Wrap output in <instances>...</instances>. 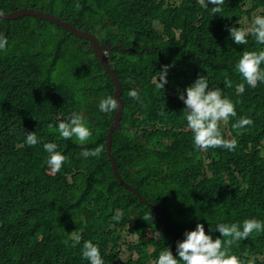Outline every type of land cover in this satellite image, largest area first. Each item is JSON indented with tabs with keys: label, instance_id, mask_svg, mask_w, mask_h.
<instances>
[{
	"label": "trees",
	"instance_id": "trees-1",
	"mask_svg": "<svg viewBox=\"0 0 264 264\" xmlns=\"http://www.w3.org/2000/svg\"><path fill=\"white\" fill-rule=\"evenodd\" d=\"M21 7L69 21L101 44L122 46L106 52L123 101L111 152L122 179L161 207L172 229L185 233L200 223L213 240H224L218 223L264 222V83L245 84L238 94L236 85L244 81L235 67L245 51L264 45L250 35L247 45H236L228 31L250 30L241 20L264 15V0H225L215 16L200 0H0L2 12ZM0 34L8 40L7 52H0V264H89L84 240L99 247L104 264H155L163 248L175 256L184 237L170 233L162 214L117 180L105 150L99 157L80 155L101 144L105 149L114 114L99 110L114 85L89 42L30 15L0 19ZM165 65L167 83L159 91L156 79ZM201 76L235 106L237 115L219 124L224 139L237 141L233 151L194 147L178 97ZM133 88L140 101L128 96ZM72 113L92 132L83 146L48 130ZM241 117L253 124L233 128ZM24 131L39 142L28 146ZM49 142L68 158L56 174L46 162ZM230 252L242 264H264V231L234 243Z\"/></svg>",
	"mask_w": 264,
	"mask_h": 264
},
{
	"label": "clouds",
	"instance_id": "clouds-1",
	"mask_svg": "<svg viewBox=\"0 0 264 264\" xmlns=\"http://www.w3.org/2000/svg\"><path fill=\"white\" fill-rule=\"evenodd\" d=\"M200 3L205 8L211 4V14L215 16L222 12L225 0H207V2L206 0H200ZM75 7L79 10L80 4L77 3ZM228 31L236 45H247L249 35L258 45H264V15H257L252 22L251 29L248 31L236 27L229 28ZM7 45V37L0 34V52L6 53L8 50ZM261 65H264V50L245 51L243 53L235 65L237 72L244 81L236 85L238 94L245 92V84L248 87L255 88L258 82L264 83V70H262ZM167 70L168 66H163L159 72V81L156 79V87L159 91L167 83ZM224 84L225 87H232V81L227 76H225ZM128 96L137 101L141 100L140 91L136 88L129 90ZM178 98L185 105L183 109L185 119L193 134L195 148L198 150H208L209 148L235 150L237 141L235 139H224L219 124L221 121L228 122L230 117H235L237 113L233 102L223 96L220 88H210L206 76H201L188 86ZM98 107L103 113L115 112L118 109V102L112 95H108L99 101ZM252 124L253 121L250 118L241 117L232 127L242 129ZM48 130L58 132L60 138L65 140L74 137L81 146L87 144L92 136L91 130L86 126L84 117L79 113H72L68 120H61L56 126L49 123ZM24 135L26 137L25 143L28 146H35L39 142L34 132L24 131ZM43 148L48 153L46 162L51 173H58L68 158L57 151L58 145L56 143H44ZM104 150V145L101 144L91 150L85 148L80 155L85 159L99 157ZM122 216L123 212L119 211L115 219L119 220ZM143 219L145 221L151 220V212ZM215 228L219 231L221 237L227 239L217 238L213 240L205 233L204 226L200 223L196 224L194 230L185 233L174 229L177 232L173 233L167 229L170 233L182 235L184 239L177 241L175 256L169 248H163L155 264H242L241 259L230 252V247L234 243L248 238L253 232L264 231V222L256 219H246L242 224L218 223ZM73 239L74 244H80L82 237L79 234H74ZM64 243L68 244L69 242L65 240ZM82 257L89 264H104L99 247L90 240L83 241ZM250 264H254V262H250Z\"/></svg>",
	"mask_w": 264,
	"mask_h": 264
},
{
	"label": "water",
	"instance_id": "water-1",
	"mask_svg": "<svg viewBox=\"0 0 264 264\" xmlns=\"http://www.w3.org/2000/svg\"><path fill=\"white\" fill-rule=\"evenodd\" d=\"M24 15H30L33 17H36L38 19L42 20H47L52 23H55L56 25L61 26L63 29L68 31L69 33L83 38L87 40L93 50L94 56L97 58V61L100 63V65L104 68V70L109 74L111 77L112 83L114 85V90H113V97L117 100L118 102V109L114 112L113 114V119L107 129L106 132V141H105V153L108 157V160L110 161L111 169L117 180L129 191L133 192L136 197L143 203L147 205H151L154 207V210L157 213L162 214V219L164 222L165 227L170 231V232H177L174 231L171 226L168 224L166 215L164 214V211L161 207L155 206L152 203L148 202L139 192V190L133 186L132 184L127 183L124 181L121 177V175L117 171L116 167V159L111 152V142H112V134L113 131L116 127L120 125V118H121V113L123 109V101L120 98L121 94V82L116 75V73L113 71L110 62L107 57V51L111 50L112 48H122L120 44H111L109 41H105L104 43H100L97 36L94 33H90L81 29H78L76 26L71 24L69 21H65L60 19L59 17L48 13L44 12L41 10H37L34 8H27V7H21L16 10L10 11V12H2L0 11V19H14L20 16Z\"/></svg>",
	"mask_w": 264,
	"mask_h": 264
},
{
	"label": "rangeland",
	"instance_id": "rangeland-1",
	"mask_svg": "<svg viewBox=\"0 0 264 264\" xmlns=\"http://www.w3.org/2000/svg\"><path fill=\"white\" fill-rule=\"evenodd\" d=\"M174 1L177 2L178 0H174ZM253 20H254V18H252V19L250 20V19H247L246 16H244V17L242 18L241 22H242L243 24H245L246 29H248V28L252 25ZM158 28H160V27H158ZM263 50H264V49H263ZM147 234H149V236L151 235V233H147ZM126 236H127L126 233H123V234H122V238H121V240L125 239ZM121 247L124 248L123 244L121 245ZM127 256H128V253H127L126 251L123 250V252H122V257L125 258V257H127Z\"/></svg>",
	"mask_w": 264,
	"mask_h": 264
}]
</instances>
